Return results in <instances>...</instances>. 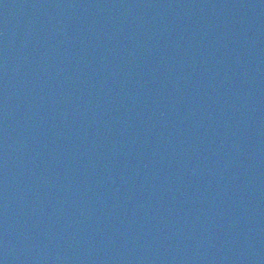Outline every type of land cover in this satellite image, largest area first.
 Returning <instances> with one entry per match:
<instances>
[{
    "label": "water",
    "instance_id": "95a60500",
    "mask_svg": "<svg viewBox=\"0 0 264 264\" xmlns=\"http://www.w3.org/2000/svg\"><path fill=\"white\" fill-rule=\"evenodd\" d=\"M2 264H264V0H0Z\"/></svg>",
    "mask_w": 264,
    "mask_h": 264
},
{
    "label": "snow or ice",
    "instance_id": "6c2138e0",
    "mask_svg": "<svg viewBox=\"0 0 264 264\" xmlns=\"http://www.w3.org/2000/svg\"><path fill=\"white\" fill-rule=\"evenodd\" d=\"M0 264H2V262H0Z\"/></svg>",
    "mask_w": 264,
    "mask_h": 264
}]
</instances>
